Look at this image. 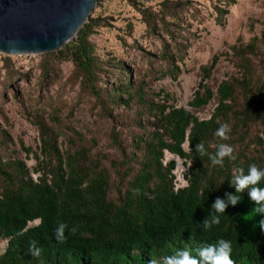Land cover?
<instances>
[{"label":"trees","instance_id":"obj_1","mask_svg":"<svg viewBox=\"0 0 264 264\" xmlns=\"http://www.w3.org/2000/svg\"><path fill=\"white\" fill-rule=\"evenodd\" d=\"M218 1L224 3L216 7L220 18L236 4L235 0ZM192 2L166 0L164 11H142L148 28L155 31L160 24L174 46V53L169 46L162 53L169 66L163 76L172 80L183 72L179 62L184 59L180 54L186 46L184 49L178 43L172 28L175 25L166 21L164 12L168 10L178 20V7L182 9ZM98 26L100 19L90 17L79 31L77 43L67 44L58 53L74 63L82 84L104 105L105 114L121 106L132 110L136 104L133 120L140 132L133 136L127 155L121 134L114 131V144L122 158L112 160L93 153L96 139L92 145L86 143L83 133L69 128L72 135L67 139L68 149L62 152L57 131L61 124L59 111L50 116L52 124L37 114L34 123L40 146L32 173L23 161L7 158L5 149L11 136L0 127V241H7L0 264H150L152 257L162 264L164 256L185 248L196 255L197 249L219 239L231 241L236 264H264V230L259 226L264 215L252 214L256 204L248 190L239 194L241 202L235 207L229 205L219 225L208 231L198 226L212 212L211 205L218 197L236 194L231 186L236 170L243 169L247 174L252 164L264 169V129L259 130L264 126V62L259 73L253 62L264 46V32L247 44L232 47L241 74L220 84L216 108L210 118L201 119L192 110L170 104V95L163 103L151 101L145 86L134 84L123 64L114 67L120 66L124 77L110 85L105 96L101 95L97 82L107 85L99 79L105 65L90 41ZM219 60L216 55L202 68L203 77L188 102L191 109L200 110L215 97L207 80ZM145 115L151 118L148 125L141 121ZM225 123L230 127V139L226 141L215 136ZM200 142L209 153L216 151L210 144H229L235 159L226 157L223 167L213 166L208 156L196 153ZM185 144L191 151H186ZM22 149L32 152L24 144ZM167 152L189 165L184 174L185 187L176 188V163H165ZM108 160L110 167L105 164ZM134 162H138L137 169L132 166ZM114 174L120 180L114 181ZM259 186L264 187V180ZM113 190L117 195H111ZM37 221V225H31ZM59 223L68 225L64 243L55 240ZM72 227L77 228L74 235L69 234ZM31 241L44 250L38 259L29 253Z\"/></svg>","mask_w":264,"mask_h":264},{"label":"rangeland","instance_id":"obj_2","mask_svg":"<svg viewBox=\"0 0 264 264\" xmlns=\"http://www.w3.org/2000/svg\"><path fill=\"white\" fill-rule=\"evenodd\" d=\"M165 1L103 0L97 4L90 17L99 18L100 26L95 28L90 41L95 54L105 65L99 79L107 81L105 85L98 80L97 87L101 95L105 96L111 89L110 85L118 84L124 77L121 67H114L123 64L133 83L145 86L151 101L163 103L166 95H170V104L192 110L201 119L210 118L218 104L217 90L220 84L241 74L235 65L236 56L232 47L240 43L247 44L264 32V0H235L236 4L229 6L228 13L221 18L216 7H223L224 3L218 0H192L191 5L182 9L178 7V20L165 9L166 21L175 25L172 28L178 43L184 49L186 46V50L180 54L184 59L179 62L183 72L177 80L163 76L169 66L162 53L167 46L174 53L170 37L162 31L160 24L157 30H150L142 13L147 9L155 13L164 11ZM216 55L220 56L219 63L207 80L215 97L208 106L193 110L188 102L203 77L202 68L208 66ZM253 62L259 69L258 73L261 72L264 46ZM103 106L84 87L74 63L62 58L58 51L22 56H8L0 52V127L11 136L5 151L7 158L23 161L32 173L36 168L34 155L39 152L40 146L39 130L34 123L37 114L43 115L52 124L50 116L59 111L61 124L57 131L60 133L59 146L62 152L68 149L67 139L72 135L69 128H74L85 135L86 143L92 145L96 139L97 147L93 146V153L107 155L112 160L122 158V152L114 144L115 131L121 134L125 153L129 155L130 142L137 131L140 132L133 120L136 104L132 110L116 107L110 114H105ZM150 120V116L145 115L141 121L143 125H148ZM148 128L151 130V127ZM263 129L264 126L259 127V130ZM23 144L32 149L30 154L22 149ZM185 149L190 150L188 144H185ZM110 161H105L109 167ZM173 161L176 163V188L185 187L187 181L184 174L189 165L167 152L165 163ZM137 163L132 164L136 169ZM112 172L115 173L113 169ZM113 179L118 181L120 176L114 174ZM117 193V190H113L111 195ZM6 247L7 241H0V256Z\"/></svg>","mask_w":264,"mask_h":264},{"label":"water","instance_id":"obj_3","mask_svg":"<svg viewBox=\"0 0 264 264\" xmlns=\"http://www.w3.org/2000/svg\"><path fill=\"white\" fill-rule=\"evenodd\" d=\"M98 0H0V52L40 55L76 42Z\"/></svg>","mask_w":264,"mask_h":264},{"label":"clouds","instance_id":"obj_4","mask_svg":"<svg viewBox=\"0 0 264 264\" xmlns=\"http://www.w3.org/2000/svg\"><path fill=\"white\" fill-rule=\"evenodd\" d=\"M230 127L228 124H222L215 136L221 140H229ZM209 147L216 149L215 153H209L203 142L196 144V153L200 156H208L213 166H224L225 158L235 159L233 155V147L226 143L210 144ZM190 148V146H189ZM191 151V149H190ZM264 180V169L258 168L255 164L249 166L248 173L245 174L243 169L236 170V174L231 180V186L235 187L236 194L225 193L224 199L217 198L211 205L212 212L204 219L202 224H198L203 231L211 230L221 222V215L225 213L229 205L235 207L241 202L240 193L248 190L251 201L256 204L252 214L264 215V187H260V182ZM259 226L264 230V220L260 221ZM68 225L59 223L54 231L55 240L57 243H64L67 240L65 231ZM77 232L76 227L69 230L70 235ZM43 248L37 246L36 241H31L29 253L33 259H38L43 253ZM232 243L229 240L219 239L216 243L206 244L196 250V255H193L191 248L180 249L172 255L164 256L162 264H236L232 259ZM150 264H161V260L151 258Z\"/></svg>","mask_w":264,"mask_h":264}]
</instances>
